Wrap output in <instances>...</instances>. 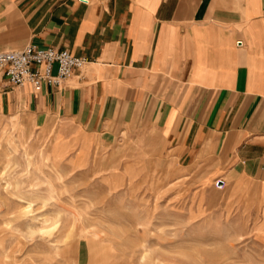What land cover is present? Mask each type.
<instances>
[{"label": "crops", "instance_id": "1", "mask_svg": "<svg viewBox=\"0 0 264 264\" xmlns=\"http://www.w3.org/2000/svg\"><path fill=\"white\" fill-rule=\"evenodd\" d=\"M87 1L0 0V51L32 44L87 60L40 90L0 73V116L48 127L75 171L153 131L155 155L180 171L225 173L200 193L264 213V0Z\"/></svg>", "mask_w": 264, "mask_h": 264}, {"label": "rangeland", "instance_id": "2", "mask_svg": "<svg viewBox=\"0 0 264 264\" xmlns=\"http://www.w3.org/2000/svg\"><path fill=\"white\" fill-rule=\"evenodd\" d=\"M30 122L0 116V264H264L263 210L196 187L217 165L180 171L151 131L75 171Z\"/></svg>", "mask_w": 264, "mask_h": 264}, {"label": "built area", "instance_id": "3", "mask_svg": "<svg viewBox=\"0 0 264 264\" xmlns=\"http://www.w3.org/2000/svg\"><path fill=\"white\" fill-rule=\"evenodd\" d=\"M86 63L84 57L55 47L30 44L22 50L0 51V73L8 77L12 84H31L36 90L43 85L60 87Z\"/></svg>", "mask_w": 264, "mask_h": 264}, {"label": "water", "instance_id": "4", "mask_svg": "<svg viewBox=\"0 0 264 264\" xmlns=\"http://www.w3.org/2000/svg\"><path fill=\"white\" fill-rule=\"evenodd\" d=\"M223 184H224V183H223V181H221V180L218 182V186H223Z\"/></svg>", "mask_w": 264, "mask_h": 264}, {"label": "bare ground", "instance_id": "5", "mask_svg": "<svg viewBox=\"0 0 264 264\" xmlns=\"http://www.w3.org/2000/svg\"><path fill=\"white\" fill-rule=\"evenodd\" d=\"M215 185H217V183H215Z\"/></svg>", "mask_w": 264, "mask_h": 264}]
</instances>
